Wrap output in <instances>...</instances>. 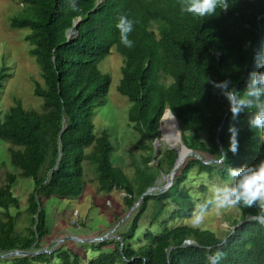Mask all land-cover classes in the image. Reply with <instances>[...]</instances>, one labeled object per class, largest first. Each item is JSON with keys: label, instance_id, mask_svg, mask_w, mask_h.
<instances>
[{"label": "trees", "instance_id": "trees-1", "mask_svg": "<svg viewBox=\"0 0 264 264\" xmlns=\"http://www.w3.org/2000/svg\"><path fill=\"white\" fill-rule=\"evenodd\" d=\"M13 1L21 10L7 26L26 29L21 39L29 44L28 53L40 68L42 81L33 79L32 91L41 102L39 109L27 108L13 97L7 109L0 108V140L6 142L16 170L0 168V252L41 248L50 235L44 201L52 196L80 197L87 168L97 192H124L123 201L130 209L140 195L158 185L162 174L170 172L177 158V149L154 145L160 126L172 118L168 113L163 116L170 109L183 143L211 162L185 158L166 190L144 195L135 207L128 228L118 234L122 250L117 239L101 241L94 248L98 254L86 264H207L206 256L224 239L220 264H264V225L252 219L256 207L237 208L222 235L184 222L170 224L190 218L198 202L188 184L192 174L216 175L228 185V168L264 160V143L257 130L249 128L248 113L233 120L227 101L211 83L230 79L242 92L249 73L264 71L257 67L258 60L264 62V0H230L228 10L217 9L215 16L204 19L181 14L178 0H76L79 13L69 9V0ZM121 14L136 21L132 49L119 43L115 23ZM77 16L82 18L74 29ZM112 49L122 56L116 90L128 102L125 124L135 135L126 132L144 151L139 160L133 158L132 177L112 158V132L96 131L93 122L111 84L110 74L98 64ZM9 75L8 67L1 66L0 91ZM233 125L239 142L235 154L229 150L228 129ZM221 152L226 154L222 164ZM19 176L33 181L26 205L29 225L22 236L16 232L19 199L12 191ZM199 191L205 193L206 186L200 185ZM167 203L174 204L168 211ZM142 217L148 227L139 238ZM154 223L159 232L152 230ZM186 239L194 243L181 246ZM63 248V253L71 254L67 264L82 263L64 245L54 251ZM39 255L13 256L12 264H31Z\"/></svg>", "mask_w": 264, "mask_h": 264}, {"label": "rangeland", "instance_id": "rangeland-1", "mask_svg": "<svg viewBox=\"0 0 264 264\" xmlns=\"http://www.w3.org/2000/svg\"><path fill=\"white\" fill-rule=\"evenodd\" d=\"M15 5L13 0H0V67H8V73L10 74L4 83L2 91H0V108L2 110L7 109L13 103V97H18L24 107L39 109L41 100L33 95V79L40 82L42 79L39 74L40 68L38 64L34 57L28 53L29 44L21 39L26 29L9 28L7 26V22L13 16L18 15L21 10ZM121 64L122 56L114 49L98 64L102 72L110 74L111 84L106 96V103L95 112L93 122L96 131L106 128L112 132L111 139L115 146L112 158L116 165L132 177L134 173V167L132 166L133 158L139 160L144 151L138 149L135 146L137 140L135 141L131 138L134 133L126 126L124 115L128 102L116 90L121 78ZM101 125L104 126L101 127ZM126 130L131 131V136ZM164 134L170 141L168 142L166 138L159 135V146L157 148L160 149L165 145L169 146V144L178 146L176 143L177 132L173 123L170 126L164 127ZM174 135L176 137L170 139ZM0 168L9 171H14L15 169L10 163L8 147L3 140H0ZM167 175L162 174L159 177L157 187L164 186L167 183ZM85 180L86 186L80 197L64 198L52 196L44 201L43 207L46 212L50 235L38 250L46 249L50 253L47 251L41 253L39 256H35L36 261L33 260L31 264H67L71 254L65 251L63 253L64 248L54 251L63 245L64 247L71 248L82 258L81 264H86L89 259L98 254L94 248L100 242L79 243L74 240H65L59 244H55L56 240L68 235L80 238L96 237L115 227L117 228L111 234L118 235L128 228L130 218L135 213V210L127 216L129 209H126L123 201L125 193L120 190H113L110 193L97 192L96 182L88 168L86 169ZM32 183L31 179L19 176L17 177V182L12 187L13 194L19 199L21 214L17 218L16 232L20 235L26 233L27 225H29L27 223L26 205L28 203L29 192L32 190ZM188 184L194 198L210 196V188L212 186L225 185L224 182L220 181L218 176H208L206 173L192 174ZM200 185L206 186L205 193L199 191ZM172 206H174L173 203H167L164 209L168 211ZM11 211L13 213L15 209L12 207ZM236 212L238 213L237 208L226 210L221 216H216L214 212H211L201 228H210L216 234L222 235L224 228L230 225L229 221L231 218L237 215ZM178 222L190 225L189 218L170 221V224ZM139 226L136 237L143 238L144 230L148 227L147 218L142 217ZM151 228L157 232L160 230L157 223H154ZM22 241H25V237H23ZM103 241L111 242L114 239L108 238ZM137 245L139 244L134 243L135 247ZM107 248H110V246L108 245L103 249L106 250ZM52 251L54 253L51 255ZM58 254H61V256ZM12 258H0V264H12ZM116 264L123 263L118 261Z\"/></svg>", "mask_w": 264, "mask_h": 264}, {"label": "clouds", "instance_id": "clouds-1", "mask_svg": "<svg viewBox=\"0 0 264 264\" xmlns=\"http://www.w3.org/2000/svg\"><path fill=\"white\" fill-rule=\"evenodd\" d=\"M181 14L191 15L204 19L213 17L220 11H226L230 7V0H178ZM69 9L79 13L81 9L76 0H69ZM82 17L77 16L79 20ZM136 21L127 14H121L115 28L119 33V43L124 48L132 49L135 41L130 38L134 31ZM257 67L264 68V62L258 60ZM213 87L228 103V109L232 119L236 120L241 113H248L247 123L250 129L257 130L259 140L264 143V71L249 73L248 80L243 91H238L230 79L220 82L211 81ZM230 135L229 150L235 154L238 151V129L233 125L228 129ZM226 160V154L221 152L218 163ZM231 183L224 186L214 185L210 188V196L204 198L195 197L198 202L189 218L193 229H200L211 212L221 216L226 210L236 208H258V212L252 217L256 223L264 225V160L258 164L241 166L240 168H228ZM224 239L217 245L216 250L206 256L207 264H220L225 257L222 251Z\"/></svg>", "mask_w": 264, "mask_h": 264}, {"label": "water", "instance_id": "water-1", "mask_svg": "<svg viewBox=\"0 0 264 264\" xmlns=\"http://www.w3.org/2000/svg\"><path fill=\"white\" fill-rule=\"evenodd\" d=\"M79 20H76L75 21L74 26H73L74 29H76ZM70 36H71V34H68V37H70ZM166 113H168L169 115H171V117L174 119V128L176 129V132H177V140H176V143H177L178 146H176L175 144H172V145H169V147L170 148H173V149H177V153H178L177 158L175 159L174 164H173V167L171 168L170 172L167 175V183L164 186H161V187L152 186L149 189H147L142 195H140L138 201L129 209L127 216H129L130 213L135 209V207H137L139 205V203H140V201H141V199H142V197L144 195L151 194L152 191H154V190H161V191L166 190L172 184L173 177H174L177 169L184 162L185 158H187L189 156H195L197 159L202 160V158L197 154L196 151H194L193 149L189 148L188 146H186L183 143V141L181 139V135H180V132H179V128H178L177 122L175 120V116L170 111V109H167L165 111V113L163 114V116ZM163 116L161 117V120H162ZM220 128H221V125L219 126L218 129H220ZM160 130H161L160 131V135H163L162 134L163 133V130L161 129V126H160ZM154 145H155V148L157 149V146H159V138L158 137L155 138ZM203 162L204 163H210L211 160H205ZM246 220L247 219H245V221ZM116 228L117 227H115L114 229H112L110 231L105 232L102 235L96 236V237L80 238V237L69 236L68 235V236H65V237H62V238L57 239L56 242H55V244H59V243L65 241V240H74V241L79 242V243H84V242H101V241H103L105 239L110 238V239H117V240H119L120 241V250H122V248H123V241H122L120 235L111 234V232H113ZM234 228H235V226L232 228V231H233ZM193 243L194 242L192 240L186 239L181 246H186V245H190V244H193ZM172 248L173 247H171V249ZM47 251L50 253V251L49 250H46V249H44V250H36V251H34L32 249H12V250H9V251L0 252V258H8V257H13V256H17V257H21V256H32V255H38V254H41V253H45Z\"/></svg>", "mask_w": 264, "mask_h": 264}, {"label": "bare ground", "instance_id": "bare-ground-1", "mask_svg": "<svg viewBox=\"0 0 264 264\" xmlns=\"http://www.w3.org/2000/svg\"><path fill=\"white\" fill-rule=\"evenodd\" d=\"M172 123L174 124V119L173 118H170L169 119V122L167 123V125L166 124H162L161 125V129L163 130V127L170 126ZM162 134H163L162 137L166 138L165 137V134H164V130H163V133ZM166 139H167L168 142L170 141L168 138H166ZM170 145H172V144H170Z\"/></svg>", "mask_w": 264, "mask_h": 264}]
</instances>
